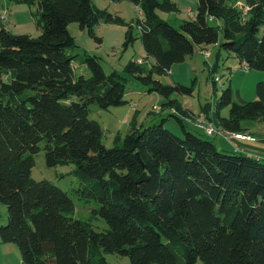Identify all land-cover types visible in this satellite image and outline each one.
Instances as JSON below:
<instances>
[{"label": "trees", "instance_id": "16d2710c", "mask_svg": "<svg viewBox=\"0 0 264 264\" xmlns=\"http://www.w3.org/2000/svg\"><path fill=\"white\" fill-rule=\"evenodd\" d=\"M110 1L142 9L138 29L154 64L145 70L130 62L126 72L168 99L191 95L192 89L164 85L155 75L169 74L197 48L219 44L251 70L264 72V0H244L246 13L234 0H198L194 19L183 21L180 30L157 15L177 11L171 0ZM20 2L38 4L40 35L0 29V204L8 212L0 240L18 246L21 264H106L97 258L101 251L127 257L130 264H175L168 243L186 264H264V162L219 150L187 131L180 118L184 138L167 130L164 120L138 127L135 116L129 133L118 134L115 146L107 148L101 124L89 117L90 106L127 104L125 83L118 74L107 76L95 56L85 60L92 78H77L68 26L79 23L95 38L99 21L123 20L96 10L92 0ZM210 21L222 23L221 43ZM127 37L134 40L132 28ZM256 91L257 99L243 105L233 103L230 88L223 91L217 123L209 113L208 120L232 135L243 131L246 120L264 121V82ZM164 105L182 109L176 100ZM226 107L229 116L222 117ZM43 141L49 167L76 165L81 196L99 203L95 213L107 231L74 219L75 204L65 191L32 178L33 155ZM143 173L148 178L139 182Z\"/></svg>", "mask_w": 264, "mask_h": 264}, {"label": "rangeland", "instance_id": "374dc122", "mask_svg": "<svg viewBox=\"0 0 264 264\" xmlns=\"http://www.w3.org/2000/svg\"><path fill=\"white\" fill-rule=\"evenodd\" d=\"M177 7L173 13L158 11L159 18L169 23L176 30H180L183 21H191L196 15L198 0H171ZM96 10H106L114 17L123 20V24L107 23L103 20L94 27L95 38L87 30L80 27L79 23H71L68 31L75 40V45L69 50V55L73 58V67L77 78L80 76L86 79L92 78V71L86 66L85 60L88 56L98 58L105 74L110 76L118 74L120 80L125 83L127 104L101 109L98 105L90 106V119L99 122L104 130L102 143L107 148L115 146V139L118 134L126 136L130 131V124L137 115V126L146 127L159 125L164 120V127L173 135L184 138L182 126L175 112L167 104L169 100L189 107L193 112H200L201 108L207 106L217 123V112L220 97L223 91L231 89L232 101L237 104H246L257 99V84L264 82V72L251 70L242 64L240 59L234 54H229L223 50L219 44L197 48L195 53L187 57L183 63L172 66L169 74L155 75V80L161 81L164 85L175 86V84L192 89L191 95L174 93L170 99L152 91L153 85L144 86L131 74L126 72V67L130 62L142 60L145 70H149L154 64V59L148 57L144 51L141 41V32L138 29V21L143 18L142 9L129 1L111 2L110 0H92ZM9 4L13 5V9ZM234 5L242 8L246 13L244 0H234ZM193 16H192V15ZM7 15V18H4ZM39 7L36 3L25 4L18 0H0V29H6L13 35H28L36 38L40 35L38 26ZM212 26L218 27L220 43L223 41L222 23L220 21H210ZM16 26V27H13ZM132 28L133 41L128 42L127 33ZM97 39H100L98 41ZM218 78V82L215 80ZM216 81V84L213 83ZM27 95L32 96L34 92L27 91ZM173 112V113H172ZM230 107L220 111L222 117L229 116ZM209 121L207 117H189L184 121L187 131L195 133L197 136L213 141L222 151L233 152L229 144L222 137L210 136L198 130L192 125L202 124ZM247 121V122H246ZM242 124L253 123L246 120ZM199 123V124H200ZM211 129L215 134L225 137L222 130L211 122ZM219 131V132H218ZM35 166L32 169V178L35 181H49L55 186L65 191L75 204L74 219L83 221L92 226L97 232H104L109 229L107 222L95 211L99 210V203L96 200H85L81 196V185L76 177V165L74 163L58 164L49 167L46 161L45 142L40 143V151L33 155ZM7 207L0 204V227L7 224ZM10 245V246H8ZM0 244V264H21V253L15 244ZM13 249V251H11ZM101 256L106 264H130L127 257L114 253L101 251ZM102 264V262L97 261ZM197 264H202L198 262Z\"/></svg>", "mask_w": 264, "mask_h": 264}, {"label": "crops", "instance_id": "0c3cea01", "mask_svg": "<svg viewBox=\"0 0 264 264\" xmlns=\"http://www.w3.org/2000/svg\"><path fill=\"white\" fill-rule=\"evenodd\" d=\"M9 1L10 0H8V2ZM13 1L14 0H11V2H13ZM18 1H21V0H18ZM9 5L13 9V5L12 4H9ZM13 27H16V26H13ZM39 30H40V28H39ZM180 105L182 107L181 111L176 109L173 106H171L170 108L175 111L174 113L172 112L174 115H176V116L179 115L181 117H184V118H180V119L184 120L185 122H187V120H189V117L202 118V117H207V114L211 113V110H208L207 106L205 108H201L200 112H198V111L193 112V111L189 110V107L187 105L181 104V103H180ZM226 117H228V116H226ZM252 122L253 123H246L245 125L242 124L243 131L237 133L238 135L248 136V137H250V139H247V140H231V141L225 140L226 141L225 143L229 144L230 145L229 149L233 151V152H229V153H234V152L237 153V149H240V154H244V155H247L250 157H254L257 160L264 162V121L257 120V121H252ZM200 131H202V130H200ZM225 152H228V151H225ZM0 244H4V243H2L0 240ZM8 246H10V245H8ZM11 251H13V249H11Z\"/></svg>", "mask_w": 264, "mask_h": 264}, {"label": "built area", "instance_id": "2783aa9c", "mask_svg": "<svg viewBox=\"0 0 264 264\" xmlns=\"http://www.w3.org/2000/svg\"><path fill=\"white\" fill-rule=\"evenodd\" d=\"M4 18H7V15H4ZM143 61L138 60V64H141ZM218 82V78L215 79ZM215 81V82H216ZM192 125L197 127L199 130H202L205 134L210 135V136H218L224 138L226 141H231V140H247L250 139L248 136H235V137H224L223 135L215 134L213 130L211 129V121H203L202 124H193V122H190ZM237 153H240V149H237Z\"/></svg>", "mask_w": 264, "mask_h": 264}, {"label": "water", "instance_id": "95a60500", "mask_svg": "<svg viewBox=\"0 0 264 264\" xmlns=\"http://www.w3.org/2000/svg\"><path fill=\"white\" fill-rule=\"evenodd\" d=\"M136 157H137V160L142 165V167L144 168L145 166H144L140 156L137 154ZM147 178H148L147 174L143 173L139 179V182L145 181V180H147ZM167 249H168L169 253L172 255V257L175 259V264H186L185 260L177 253V251L175 250V248L173 247V245L171 243L167 244Z\"/></svg>", "mask_w": 264, "mask_h": 264}, {"label": "bare ground", "instance_id": "6f19581e", "mask_svg": "<svg viewBox=\"0 0 264 264\" xmlns=\"http://www.w3.org/2000/svg\"><path fill=\"white\" fill-rule=\"evenodd\" d=\"M200 123V122H199ZM198 123V124H199ZM201 124V123H200ZM214 130V129H213ZM215 131V130H214ZM219 132V131H218ZM225 134V137H235V136H243V135H238V134H229V133H224ZM223 135V134H222Z\"/></svg>", "mask_w": 264, "mask_h": 264}]
</instances>
